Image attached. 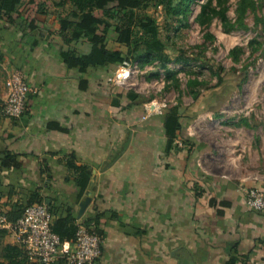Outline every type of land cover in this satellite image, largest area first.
Wrapping results in <instances>:
<instances>
[{
  "label": "crops",
  "instance_id": "0c3cea01",
  "mask_svg": "<svg viewBox=\"0 0 264 264\" xmlns=\"http://www.w3.org/2000/svg\"><path fill=\"white\" fill-rule=\"evenodd\" d=\"M46 39L45 31L0 34V214L39 191L57 200V213L71 212L76 225L96 220L104 243L90 264H228L233 258L234 264H264V212L246 205L248 187L220 178V186L210 184L197 197L189 155L143 153L148 141L111 119V94L100 78L105 69L78 73ZM17 69L31 91L26 113L11 118L4 113L6 80ZM82 77L87 90L79 87ZM51 122L65 131L49 128ZM7 151L18 153L19 167L2 163ZM72 152L92 172L81 197L66 167ZM46 156L52 176L43 170ZM179 157L185 158L181 169L167 162ZM5 242L16 243L10 233Z\"/></svg>",
  "mask_w": 264,
  "mask_h": 264
},
{
  "label": "rangeland",
  "instance_id": "374dc122",
  "mask_svg": "<svg viewBox=\"0 0 264 264\" xmlns=\"http://www.w3.org/2000/svg\"><path fill=\"white\" fill-rule=\"evenodd\" d=\"M207 2L195 0L166 45L159 46L172 75L159 60L140 59L100 73L104 91L111 94V119L116 116L136 138L148 141L143 153L164 156L161 121L171 114L179 118L187 138H178L170 151L191 158L190 185L197 197L210 184L220 186V178L248 189L264 184V0H254V9L241 19L244 25L237 13L240 0L220 6L226 22L213 12L202 22L199 14ZM159 11L157 29L166 36L165 12ZM216 71L222 72V82ZM184 159L167 162L181 169Z\"/></svg>",
  "mask_w": 264,
  "mask_h": 264
},
{
  "label": "trees",
  "instance_id": "16d2710c",
  "mask_svg": "<svg viewBox=\"0 0 264 264\" xmlns=\"http://www.w3.org/2000/svg\"><path fill=\"white\" fill-rule=\"evenodd\" d=\"M226 1L208 0L202 5L199 19L203 22L204 18H211L208 15L213 12V15L220 14L226 22L227 14L220 7ZM194 2L195 0H0V34L8 33L9 29L21 32L22 36L36 31L47 32L46 43L57 46L66 65L82 75L93 69L97 71L101 68L126 66L138 59L146 62L159 60L165 71L169 72L166 67L168 57L159 50V46L166 45L165 41L177 23L187 17ZM254 4V0H240L237 13L241 25H244L241 19L243 20L248 9H254ZM161 8L166 16V36L157 29L158 11ZM215 73L222 82V72ZM79 83L80 89H89L87 78L82 77ZM161 123L165 128L168 152L181 136L186 141L183 125L176 115L164 116ZM48 126L65 131L56 122H51ZM2 163L5 166L19 167L18 153L5 152ZM42 166L52 176L47 156ZM66 167L72 172L75 184L80 190L78 197H81L89 186L91 169L77 161L75 152L66 154ZM34 203H45L49 207L55 217L53 230L63 243L70 242L73 245L79 226L74 223L71 212L66 215L57 213V200L49 194L34 191L26 203L13 205L8 212L1 214L15 222L23 216L27 206ZM90 221L85 226L104 238V232L95 224L96 220ZM8 234V231L0 230V264H28L29 260L35 264H44L39 259H31L23 245L5 242ZM234 262L233 258L228 264ZM58 263L68 264L66 253H62L52 264Z\"/></svg>",
  "mask_w": 264,
  "mask_h": 264
},
{
  "label": "built area",
  "instance_id": "2783aa9c",
  "mask_svg": "<svg viewBox=\"0 0 264 264\" xmlns=\"http://www.w3.org/2000/svg\"><path fill=\"white\" fill-rule=\"evenodd\" d=\"M7 99L4 113L11 118L21 117L27 110L31 86L22 70H14L6 82ZM249 209L264 212V190L249 188L246 192ZM53 215L45 203H34L25 209L21 218L11 221L0 214V230L8 231L14 241L23 245L31 259L52 264L62 253H66L68 264H90L102 254L104 238L86 226H79L75 242L65 247L60 236L53 230Z\"/></svg>",
  "mask_w": 264,
  "mask_h": 264
}]
</instances>
